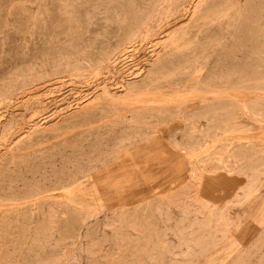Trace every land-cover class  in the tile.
Segmentation results:
<instances>
[{
    "label": "rangeland",
    "instance_id": "374dc122",
    "mask_svg": "<svg viewBox=\"0 0 264 264\" xmlns=\"http://www.w3.org/2000/svg\"><path fill=\"white\" fill-rule=\"evenodd\" d=\"M150 1L154 0H0V123L14 124L8 142L31 126L47 127L79 111L103 89L118 91L121 79L146 66L152 54H166L169 46H200V61H216L217 72L227 69V51L238 44L243 49L236 55L237 61L264 59V53L255 56L252 49L264 43V0H223L231 8L230 17L211 21L210 13L201 16L200 25L208 21L207 49L202 48L206 43L203 35L192 34L188 39L182 34L194 8L209 0H160L142 20L143 8ZM129 12L131 16H127ZM126 23L139 31L125 45L130 47L124 55L100 62V53L118 43ZM90 30L97 33L92 41L87 35ZM90 51L93 54H88L86 64L72 63L73 58ZM60 56L65 58L58 67L55 62ZM183 72L184 79L164 82L159 90L174 96V90L189 89L190 79L197 75ZM135 101L139 107L146 106ZM135 101L128 99L120 105L127 110ZM258 103L264 105V98ZM152 105L176 108V103L166 100ZM234 124L256 150L264 148V121H256L244 111ZM178 126L173 120L168 129ZM200 127L207 128V124L202 121ZM159 130L160 143L147 156L125 154L143 164L146 159H159V170L154 167L136 186L98 187V194L89 187L79 206L65 203L58 191L51 193L53 202L77 212L84 224L68 228L58 221L48 225L45 237L38 223L41 217L34 211L32 222L13 224L6 231L1 228L0 211V264H264V172L259 176L263 186L254 201L234 197L214 207L208 199L223 196L214 190L215 184L243 183L246 176L224 171L212 175L202 170L199 185L186 179L187 159L179 158L178 151L167 150L169 132L162 126ZM87 143H94L93 136ZM3 144L0 135V157ZM53 163L57 168L62 164L59 159ZM127 163L122 159L109 171H96L119 176ZM24 175L27 183L38 177ZM17 186L23 189L22 183ZM227 192L233 196L232 190ZM141 205H146L145 212L139 210ZM234 241L236 247L232 248Z\"/></svg>",
    "mask_w": 264,
    "mask_h": 264
},
{
    "label": "bare ground",
    "instance_id": "6f19581e",
    "mask_svg": "<svg viewBox=\"0 0 264 264\" xmlns=\"http://www.w3.org/2000/svg\"><path fill=\"white\" fill-rule=\"evenodd\" d=\"M159 1H150L144 6L142 20ZM222 1L209 0L202 7L196 6L182 38L190 39L192 34L197 37L203 35L206 43L202 48L207 49L208 29L205 27L208 21L200 25L199 18L207 13L213 17L211 21L230 17L231 8ZM131 15L130 12L127 14ZM138 32L136 26L126 23L117 39L118 43L106 47L100 53V62L124 55L130 47L125 45L130 44ZM96 34L90 30L87 34L89 40L95 39ZM172 42L176 40L172 39ZM258 46L262 47L252 48L255 56L264 53V43ZM169 47L171 49L166 54H152L146 66L121 79L118 91L111 93L103 89L102 94L94 97L90 104L67 114L50 126H31L17 139L8 142L7 136L14 124L3 126L0 123V135L4 143V153L0 157L1 228L7 231L13 224L32 222L34 211L41 217L38 223L43 229L41 235L45 237L46 228L55 222L64 221L68 228L84 224V218L77 212L64 204L53 202L51 193L58 191L65 203L79 206L89 187L92 188L91 192L98 194V187L136 186L138 180L151 173L154 167L159 170V159L156 158V162L146 159L143 164L141 159L126 158L125 154L136 152L147 156L150 148H157L160 143V126L169 132L167 150L178 151L179 158L187 159L186 179H193L198 184L199 171L202 170L212 175L224 171L227 174L238 172L246 176L243 183L213 185L214 190H218L216 192L223 194L217 199H208L214 207L234 197L249 202L258 197L263 186L259 176L264 172V148L256 150L247 135L234 123L244 111H249L256 121H264V105L258 103V100L264 98V59L260 62L237 61L235 57L243 49V45L238 44L227 51V69L217 72L216 61H200V46ZM88 54L90 56L93 52L73 58L72 63L86 64L89 61ZM64 58H57L56 66L59 67ZM184 70L197 75L190 79L189 89L174 90V96L159 90L164 82L184 79ZM180 93L185 96H179ZM132 98L134 101H143L146 106L139 107V101H135L126 110L120 105ZM164 100L176 103V108L152 105ZM173 120L179 126L168 129ZM202 121L207 124V128L200 127ZM91 136L94 139L92 145L87 143ZM56 159L62 162L58 168L53 163ZM122 159L128 161L127 169L119 176L109 172L104 175L97 173L99 168L109 171L112 164ZM200 163L204 166L199 167ZM24 174L38 177L27 183ZM45 181L48 182L46 187ZM17 183H22L21 191ZM222 186L232 190L233 196L229 197L230 192L220 189ZM139 210L145 212L146 205H141ZM236 243L234 241L231 244L232 248L236 247Z\"/></svg>",
    "mask_w": 264,
    "mask_h": 264
}]
</instances>
